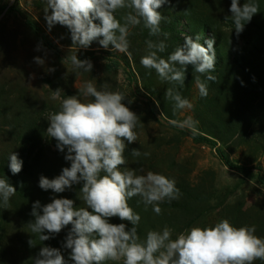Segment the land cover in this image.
I'll list each match as a JSON object with an SVG mask.
<instances>
[{
  "label": "rangeland",
  "instance_id": "rangeland-1",
  "mask_svg": "<svg viewBox=\"0 0 264 264\" xmlns=\"http://www.w3.org/2000/svg\"><path fill=\"white\" fill-rule=\"evenodd\" d=\"M253 2L258 4L259 12L237 35L231 22L224 21L231 15V0H170L159 9L165 17L161 35L150 36L141 21L129 27L127 51L114 52L98 40L87 48L74 47L66 26L56 24L49 31L44 12L46 0H0V163H7L11 153L19 156L22 149L18 138L24 137L35 121L42 126L48 124V114L60 110L62 99L77 96L82 102L93 100L82 94L85 84L92 82L97 90L120 92L125 106L139 117L134 129L138 140L132 144L125 141L127 163L123 167L136 169L138 175L149 171L163 174L174 179L181 192L178 200L160 205V215L152 206L146 208L150 210L149 220L146 226L139 225L141 241L148 231H162L165 226L172 230L175 239L194 226H214L222 219L236 227L254 225L255 234L264 239V95L247 75V69L260 67L264 56L254 55L253 48L245 43L248 38L264 44V0ZM128 11L115 13L122 24ZM175 18L183 19L187 26L181 42L174 35L169 34L167 39L163 35V29ZM205 20L212 26L206 38L215 40V56L220 59L216 72L211 74L216 76L215 82L206 80L210 73L201 75L208 85L207 97L199 94L195 83V75L199 74L193 66H188L185 84L180 87L161 80L154 69L141 64V58L150 51L147 41H164L166 50L158 56L167 59L177 47H183L185 36L195 39L198 23L204 24ZM199 34L203 37V32ZM42 38L53 44L55 52L45 46ZM200 42L203 44L202 39ZM71 54L81 61L90 60L92 71L75 70L64 61ZM35 57L44 59L45 64H36ZM53 68L54 72L48 71ZM260 74L263 76L264 71ZM170 87L189 100L192 107L177 109L173 101L165 98ZM57 89L62 90L61 99L52 100V91ZM188 118L194 122L192 130H182L173 123ZM196 135L216 141L226 158L245 171L228 167L217 150L197 140ZM133 149L150 156L133 157ZM45 152L48 163L56 159L55 148ZM133 199L143 204L139 196ZM4 212L7 216L1 220L4 239L0 260L30 264L31 257L21 243L34 234L27 222L9 213V208Z\"/></svg>",
  "mask_w": 264,
  "mask_h": 264
},
{
  "label": "clouds",
  "instance_id": "clouds-1",
  "mask_svg": "<svg viewBox=\"0 0 264 264\" xmlns=\"http://www.w3.org/2000/svg\"><path fill=\"white\" fill-rule=\"evenodd\" d=\"M168 3L170 0H46L44 12L49 31L56 24L66 26L74 47L87 48L98 40L105 49L111 46L114 52H125L129 46L130 26L143 21L150 36L161 35L165 17L159 9ZM124 9L129 11L123 16L122 24L115 13ZM229 11L231 15L224 21H230L238 35L259 12V6L253 0L244 3L231 0ZM163 35L167 39L169 34L164 32ZM201 39L200 34L195 40L185 36L183 47H177L167 59L158 56L165 52V42L149 40L150 51L141 58V64L146 69H154L161 80L180 87L184 86L185 74L191 65L199 74L195 75L199 94L207 97L208 85L201 80V75L215 72V40L208 39L205 47ZM64 61L70 62L77 71L86 73L93 69L90 60L81 61L76 54ZM34 62L45 64L40 57H35ZM206 80L215 82L216 76L208 74ZM61 92V89L52 91L51 99L60 100ZM82 94L94 99L82 102L77 96H68L61 100L59 111L48 114L47 136L57 141L61 153L66 151L64 158L70 162V167L63 168L54 179L41 176L39 187L44 191L64 193L73 185L82 184L79 199L86 207L77 208L75 201L55 197L46 205L39 201L32 205L31 215L35 219L27 226L40 241L54 238L71 225L63 244L70 250L68 260L60 249L43 245L31 258L34 264H69V261L73 264H254L257 260L264 261V239L255 234L256 227H236L228 219L214 226H194L175 239L172 230L165 226L162 231H148L146 239L141 241L137 232L141 217L129 206V199L139 196L145 208L152 206L160 215V205L178 200L180 189L174 179L163 174L149 171L146 175H138L136 169L123 167L127 163L125 141L132 144L138 140L134 129L139 117L125 106V97L120 92L97 90L92 82H87ZM165 98L173 101L177 109L192 107L189 100L172 87L166 90ZM173 123L182 130L194 129L191 118ZM131 155L148 157L150 153L133 149ZM9 161L12 174L20 173L23 162L18 156L11 153ZM16 193L7 179L0 178V204L7 208ZM112 218L127 223H110ZM28 243L36 247L33 238Z\"/></svg>",
  "mask_w": 264,
  "mask_h": 264
},
{
  "label": "trees",
  "instance_id": "trees-1",
  "mask_svg": "<svg viewBox=\"0 0 264 264\" xmlns=\"http://www.w3.org/2000/svg\"><path fill=\"white\" fill-rule=\"evenodd\" d=\"M2 11L3 9H0V15ZM116 17L120 20V22H122V20L118 17L117 14ZM182 21L183 19L181 18H175L173 22L170 23V25H167L163 29V32H167L168 34L174 35L175 40L179 42L183 41L181 39L182 34L185 32L184 28L187 29V26L184 25ZM205 22L206 23L204 24L198 23L199 26L195 31L197 34L203 32V45H205L206 41L208 40L206 38V34L212 29L211 24L206 20ZM181 27L183 29H180ZM41 40L44 42L45 46L48 49L55 52L53 44L49 43L45 38H42ZM254 42L255 41H252L248 38H246L245 41L248 47L253 48L254 55L260 54L261 56H264V44H262L261 42ZM171 48L169 47V49ZM219 60L220 59L215 56V72L219 64ZM126 67L129 68L130 65L128 64ZM260 71H264V61L260 63V67L259 65H257L252 71L247 69V75L253 80L255 84H257V86L261 88L260 91H262L264 95V75L262 76L260 74ZM215 72H213V74ZM48 127L49 124L47 123L45 126H42L35 121L34 123H31L29 125V128L27 132H25L24 137L18 138L20 140V146L22 149L18 158L23 162L22 170L20 173L15 175L12 174L9 167L10 161H8L7 163H0V169H2L0 177L7 179L8 183L15 187L17 192L14 196L11 197L7 208H5L3 205H0V249L2 248L1 246L3 245L4 239V227L1 223V220H3L5 216H7V214H5L6 212L4 211L8 208L9 213L14 214L16 217H20L22 220L29 223L33 222L35 219L31 215V212L32 205L36 201H39L41 205H46L52 201L53 197L67 198L75 201V207H84L83 201L79 199V191L83 186L82 184L73 185L72 189L66 190L64 193H53L51 190L44 191L39 187V180L41 176H44L48 179H54L62 173L63 168L70 167V162L66 161L64 158L66 151L65 153H61L57 149V141L47 136L46 131ZM196 138L197 140L210 144L214 149H216L221 159L228 167L234 170L245 171V169H242L241 167H236L226 158V156L218 148L216 141L198 135H196ZM53 148H55L57 152L56 159H53L48 163V159L46 160L45 150L52 152ZM128 203L130 207L137 210L135 211V213L139 214L141 217L140 223L137 225V232L139 235L141 233V227L139 225L144 224V226H146L148 224L147 220H149L150 210H147L144 207V204L139 203L138 201L134 202L133 198H130ZM110 223L119 224L123 222L118 218H112L110 220ZM128 227L131 228L132 225L128 224ZM70 229L71 225L62 230L61 233L56 235L54 238L45 242L40 241L37 235L34 234L33 239L35 240L36 247H30L28 241L25 240L22 241L21 244L24 246V250L29 253L27 255H30L31 258L35 257L39 253L40 248L44 245L60 249L62 255H64L66 260H68L70 254L68 253V250L63 247V244L65 243V238ZM44 234L47 235L48 233L45 232ZM31 258H29V261L31 262L30 264H34V260ZM0 264L7 263L3 260H0ZM69 264H73V262L69 261Z\"/></svg>",
  "mask_w": 264,
  "mask_h": 264
}]
</instances>
